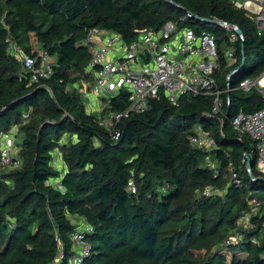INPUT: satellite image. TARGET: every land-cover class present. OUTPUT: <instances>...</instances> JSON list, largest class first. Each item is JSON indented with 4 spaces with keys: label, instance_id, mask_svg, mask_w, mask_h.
Wrapping results in <instances>:
<instances>
[{
    "label": "trees",
    "instance_id": "1",
    "mask_svg": "<svg viewBox=\"0 0 264 264\" xmlns=\"http://www.w3.org/2000/svg\"><path fill=\"white\" fill-rule=\"evenodd\" d=\"M207 20L235 25L243 38ZM168 21L215 34L230 87L264 72V35L233 0H0V147L14 125L23 134L21 166L0 174V264H72L77 230L91 247L82 264H264V179L257 178L253 140L238 139L230 125L239 112L262 107L256 89L224 94L223 122L210 116L211 97L187 95L176 107L162 93L110 130L87 111L82 92L69 88L93 78L92 29L130 43ZM7 37L20 52L9 49ZM231 48L236 61L228 66ZM40 49L53 57V73L34 81L21 54ZM128 107L127 94L119 93L104 111ZM198 127L215 139L212 151L192 145ZM64 135L76 140L62 142ZM57 148L67 167L62 174L54 164ZM245 151L253 177L242 162ZM208 155L216 166L207 165ZM209 186L220 191L206 196ZM251 196L263 205L240 224Z\"/></svg>",
    "mask_w": 264,
    "mask_h": 264
},
{
    "label": "built area",
    "instance_id": "2",
    "mask_svg": "<svg viewBox=\"0 0 264 264\" xmlns=\"http://www.w3.org/2000/svg\"><path fill=\"white\" fill-rule=\"evenodd\" d=\"M237 8L246 11L248 18L257 27L258 35H264V0H233ZM193 17L188 13L187 17ZM183 20V18H182ZM179 21H168L158 30L146 29L140 32L138 39L127 43L120 33L109 30L92 29L90 40L93 43V53L89 71L93 75L91 92L107 103L119 93L127 94L128 110L121 112L110 111L100 124L112 130L115 125L130 111L144 112L149 102L162 93L169 102L178 107L184 97L213 98L210 116L224 121L221 117L224 108V94L233 89L250 91L256 89L262 96L263 105L254 112L241 111L233 116L230 125L238 139L248 137L253 140L256 153V169L264 177V72L257 78H243L232 88L229 86L231 74L222 77V56L214 33L210 31L197 32L192 27H180ZM227 30L236 32L235 25H225ZM239 35V34H238ZM243 38V35H239ZM235 39L233 36L232 41ZM6 42L11 43L9 49L20 52V48L12 45L10 37ZM228 66L236 61L234 49L225 51ZM23 71L31 75L32 80L49 78L53 73V62L45 49H40L36 55L21 54ZM224 78L225 85H221ZM193 146L206 151H212L217 143L213 137L196 128L189 136ZM13 140L11 135L2 139L0 147V174L7 166L14 163ZM251 153L245 151L242 162L248 168ZM207 165L214 167L211 156L206 157ZM231 170L232 183L243 184L239 173ZM250 174V171H249ZM253 177V175H252ZM132 193L137 191L134 182H129ZM217 187H206L203 194L210 196L219 192ZM250 211L243 215L240 224L249 220L251 214L257 213L263 202L251 196L248 200ZM91 230V227H88ZM72 238L79 247V252L72 258V264H82L83 259L90 253V245L85 239L84 232L77 230ZM241 238L239 234L232 241ZM264 257V254H263Z\"/></svg>",
    "mask_w": 264,
    "mask_h": 264
},
{
    "label": "rangeland",
    "instance_id": "3",
    "mask_svg": "<svg viewBox=\"0 0 264 264\" xmlns=\"http://www.w3.org/2000/svg\"><path fill=\"white\" fill-rule=\"evenodd\" d=\"M240 1H244V0H240ZM31 46H32V50H37L39 48V42H38L36 35H32ZM52 60H53V57H52ZM257 77L258 76H254V75L247 76V78H250V79L251 78H257ZM92 84H93V78H92V80L91 79L86 80V79L82 78L79 81H77L76 83L70 84L69 88L70 89L75 88V89L79 90L80 92H82L84 102L87 106V111L89 113H92V114L94 113L97 116V118L99 120H101V119H103V117L105 115L110 113V111H108V112L104 111V108L108 106L107 100H108L109 96L105 97L104 100H100L101 99L100 97L96 96L95 94H93L91 92L90 86H92ZM98 110H100V111L98 112ZM7 135L12 136V140H13L12 152H13L14 163L12 165L4 168L3 173H8L10 171L16 170V168L21 166V162H22V157L20 154V151H21L20 143L23 139V134L20 132V125H14L11 128V130L9 131V133H6V132L4 133L2 139L5 138ZM62 140H63L62 142H70V141L76 140V137L74 138V137H71L69 135H64ZM53 154H54V156H53L54 164H55L56 168L58 169V171L62 174L64 171V163H63L64 161H61V159L58 161V158L61 157L60 148H57ZM215 166H216V163H215ZM257 178H264V177L259 176ZM60 180H61L60 178L51 179L50 182H52V183L56 182L57 183V182H60ZM165 191H166L165 189L159 190V192H165ZM83 222L84 221L79 222V224L77 225L78 228H82V226L84 225ZM222 252L227 254V258H228V260H230L231 252L228 249H223Z\"/></svg>",
    "mask_w": 264,
    "mask_h": 264
},
{
    "label": "water",
    "instance_id": "4",
    "mask_svg": "<svg viewBox=\"0 0 264 264\" xmlns=\"http://www.w3.org/2000/svg\"><path fill=\"white\" fill-rule=\"evenodd\" d=\"M207 22L211 23V24H217V25H223V24L229 25L228 23L220 22V21H217V20H207ZM235 29H236L237 34H239V35L242 34V31L238 27H236ZM248 168H249V171H250V175L252 176L253 175V165H252L251 160H249V162H248ZM262 179H264V178H262Z\"/></svg>",
    "mask_w": 264,
    "mask_h": 264
},
{
    "label": "crops",
    "instance_id": "5",
    "mask_svg": "<svg viewBox=\"0 0 264 264\" xmlns=\"http://www.w3.org/2000/svg\"><path fill=\"white\" fill-rule=\"evenodd\" d=\"M100 110H98V112H99ZM94 114V113H93ZM74 138L76 137V136H73ZM60 155H61V153H60ZM60 157V156H59ZM61 159V161H63L62 160V156L60 157V158H58V161ZM64 163V171L63 172H65L66 171V169H67V167H66V164H65V162H63Z\"/></svg>",
    "mask_w": 264,
    "mask_h": 264
},
{
    "label": "bare ground",
    "instance_id": "6",
    "mask_svg": "<svg viewBox=\"0 0 264 264\" xmlns=\"http://www.w3.org/2000/svg\"><path fill=\"white\" fill-rule=\"evenodd\" d=\"M262 82L264 83V78H262ZM192 120V119H191Z\"/></svg>",
    "mask_w": 264,
    "mask_h": 264
}]
</instances>
